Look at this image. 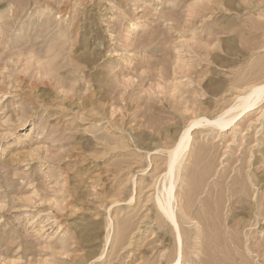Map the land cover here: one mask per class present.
Segmentation results:
<instances>
[{
    "label": "rangeland",
    "instance_id": "rangeland-1",
    "mask_svg": "<svg viewBox=\"0 0 264 264\" xmlns=\"http://www.w3.org/2000/svg\"><path fill=\"white\" fill-rule=\"evenodd\" d=\"M263 84L264 0H0V264H264Z\"/></svg>",
    "mask_w": 264,
    "mask_h": 264
},
{
    "label": "bare ground",
    "instance_id": "bare-ground-1",
    "mask_svg": "<svg viewBox=\"0 0 264 264\" xmlns=\"http://www.w3.org/2000/svg\"><path fill=\"white\" fill-rule=\"evenodd\" d=\"M264 96V84L263 85H256L251 88L249 93H247L243 98L242 101L231 108L230 110L226 111L227 113H222L217 119L212 120V123H216L219 127H225L227 124L232 123L235 118L241 113L247 112L250 108H252L255 104H257L261 98ZM224 114V115H223ZM197 121V120H196ZM195 124L199 123L198 121ZM208 123H211V120H207ZM190 134L187 131L182 137L176 148L170 155L169 161V171L165 176V180L168 181V187L166 190L167 197L165 198V203H162V207H165L169 213L172 214L171 209V199L173 198V179L174 173L176 168L179 166L181 159L187 149L188 142H189ZM173 215V214H172ZM182 236V235H181ZM180 239V238H179ZM182 239H180L181 241ZM180 243V242H179ZM181 245V244H180ZM181 249V248H180ZM181 253V252H179ZM179 259L175 264H177L181 259V254L178 257ZM182 261V260H181Z\"/></svg>",
    "mask_w": 264,
    "mask_h": 264
}]
</instances>
